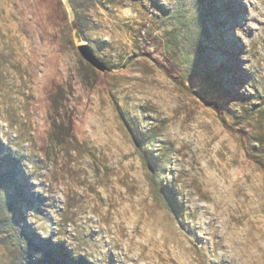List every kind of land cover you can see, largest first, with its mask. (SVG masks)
Returning <instances> with one entry per match:
<instances>
[{"label": "rangeland", "instance_id": "1", "mask_svg": "<svg viewBox=\"0 0 264 264\" xmlns=\"http://www.w3.org/2000/svg\"><path fill=\"white\" fill-rule=\"evenodd\" d=\"M15 231L24 264H264V0H0V264Z\"/></svg>", "mask_w": 264, "mask_h": 264}, {"label": "trees", "instance_id": "2", "mask_svg": "<svg viewBox=\"0 0 264 264\" xmlns=\"http://www.w3.org/2000/svg\"><path fill=\"white\" fill-rule=\"evenodd\" d=\"M170 68H172V67L170 66ZM166 70H167L166 72L169 73L170 75H172L173 72H174V68H172L171 71L168 68ZM207 103L212 108H214L215 110H217L218 112H220V109H219V107H218V105L216 103H214L212 101H207ZM159 176H160V174H159ZM13 234L14 235H12V237H10V238L6 237V243L12 246L11 247V251H10L11 252V256H12L11 262H12V264H24V261L17 262V259H16V257L18 256V254H20V253L17 254V252H16V249L18 248V243L17 242L20 241V237H19L20 235L18 234L17 231H15Z\"/></svg>", "mask_w": 264, "mask_h": 264}, {"label": "water", "instance_id": "3", "mask_svg": "<svg viewBox=\"0 0 264 264\" xmlns=\"http://www.w3.org/2000/svg\"><path fill=\"white\" fill-rule=\"evenodd\" d=\"M78 51L80 52L81 56L89 62L92 66L99 70H108L109 68L100 61L93 53V51L90 49V47L87 44H81L78 46Z\"/></svg>", "mask_w": 264, "mask_h": 264}, {"label": "bare ground", "instance_id": "4", "mask_svg": "<svg viewBox=\"0 0 264 264\" xmlns=\"http://www.w3.org/2000/svg\"><path fill=\"white\" fill-rule=\"evenodd\" d=\"M242 254V253H241Z\"/></svg>", "mask_w": 264, "mask_h": 264}]
</instances>
